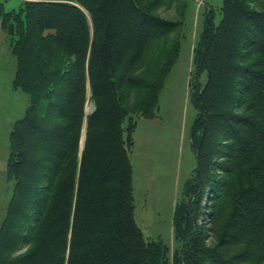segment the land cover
<instances>
[{"label": "trees", "instance_id": "trees-1", "mask_svg": "<svg viewBox=\"0 0 264 264\" xmlns=\"http://www.w3.org/2000/svg\"><path fill=\"white\" fill-rule=\"evenodd\" d=\"M188 2L0 8L13 87L29 102L10 132L0 264H264V0H223L218 20L205 4L189 84L197 167L175 209L174 248L147 240L135 219L132 134L159 111ZM172 7L177 17L161 14Z\"/></svg>", "mask_w": 264, "mask_h": 264}, {"label": "rangeland", "instance_id": "rangeland-1", "mask_svg": "<svg viewBox=\"0 0 264 264\" xmlns=\"http://www.w3.org/2000/svg\"><path fill=\"white\" fill-rule=\"evenodd\" d=\"M26 1L31 2L0 0V8L4 13H16ZM205 4L212 6L217 20L220 19L223 0H189L182 27L185 37L178 59L160 92L159 111L154 118L139 120L132 134L135 219L147 240L160 241L170 249L175 245V209L197 167L191 147L197 110L190 98L189 84L195 70L194 49L204 27ZM161 14L175 18L177 9L163 8ZM3 25L0 13V227L14 191V181L7 171L10 132L14 123L23 118L29 103L27 95L13 87L16 60L11 51L10 35ZM93 111L94 105L88 101L86 116ZM207 204L205 200L203 206ZM211 242L212 239L206 241L208 245Z\"/></svg>", "mask_w": 264, "mask_h": 264}]
</instances>
